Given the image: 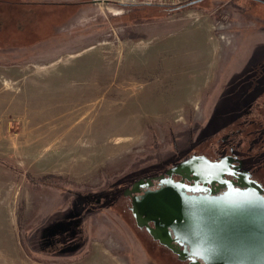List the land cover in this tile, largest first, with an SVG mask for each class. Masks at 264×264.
<instances>
[{"label":"rangeland","instance_id":"obj_1","mask_svg":"<svg viewBox=\"0 0 264 264\" xmlns=\"http://www.w3.org/2000/svg\"><path fill=\"white\" fill-rule=\"evenodd\" d=\"M38 1L61 3L0 16V264H189L126 194L193 155L238 159L264 188L260 1L171 16L144 0ZM28 6L40 21H15Z\"/></svg>","mask_w":264,"mask_h":264},{"label":"water","instance_id":"obj_2","mask_svg":"<svg viewBox=\"0 0 264 264\" xmlns=\"http://www.w3.org/2000/svg\"><path fill=\"white\" fill-rule=\"evenodd\" d=\"M218 166L204 157L181 163L170 174H193L196 186L162 179L164 186L134 198L133 215L140 227H146L155 240L171 248L181 261L264 264L263 189L244 178L241 180L246 188H235L233 182L219 177ZM205 175H214L212 181L228 187L227 191L217 196L203 194V185L210 183ZM151 185L139 182L133 192ZM172 243L183 250H174Z\"/></svg>","mask_w":264,"mask_h":264},{"label":"flooded vegetation","instance_id":"obj_3","mask_svg":"<svg viewBox=\"0 0 264 264\" xmlns=\"http://www.w3.org/2000/svg\"><path fill=\"white\" fill-rule=\"evenodd\" d=\"M25 4L26 5L31 4L33 6H38V7H41V5H48L49 7L52 6L51 4H43V3L41 4V3H38V2H35V1L34 2L32 1L31 2V1H25V0H22V1H15V0H12V1H1L0 0V16H2V19L6 20V19H9L7 17V13H10V12H8V11L16 12V15H18L19 13L22 14L23 12H21V11L24 10L23 8L25 7ZM7 8H8V10L5 13L4 11ZM27 8H29V6ZM32 8L33 7H31V9ZM31 9L30 10H27V12H28L27 15H28L29 19H33L34 20L35 18L38 17V15H36L37 12H34ZM30 11H33V13L30 12ZM13 17H15L17 19V16H13ZM29 19L26 18V17H24V16H21L18 20H15V21H22V20L23 21H29ZM28 23H31V21H29ZM203 157L205 159H208L212 163H217V165H219V166L217 168V172L216 173L217 174L219 173V177H221L222 179H224L226 181L233 182L235 188H241V189L242 188L243 189L246 188L245 183L241 180L242 178L247 179L248 182H251L252 181L253 184L254 183L259 184L258 182H256L252 178L251 174L245 168L243 162L240 161V160H238V159H234L231 156H224V157H222L220 159L212 160V159L208 158L205 155H193V156H191V157H189L187 159H184V160L180 161L179 163H177L174 167H172L169 170H167L162 176H155V177H151V178H147V179H144V180L139 181V182H142V181L143 182H151L152 185L150 187H148V188H141L139 190V192H133L134 187H136L137 183H139V182H137L134 185L133 189L130 190L129 193L126 194V196L130 199L131 204H133L134 198L141 197L142 195L145 194L146 191H148V190H152V191L153 190H157L160 187L164 186L161 183V180L162 179H170L171 178L175 182H181V183H184V184H186L188 186H193V187L196 186L195 184H196L197 181L195 180V176L193 174H190V173H188V174L187 173H185V174H170V171H171V169H173L175 167H178L181 163L188 162L189 160H192V159H198V158L199 159L200 158L203 159ZM206 173H211V171L207 170ZM241 175H244V176H241ZM205 178H206L205 180H209L210 183H208L206 185H203V183H200L201 185H203L204 187H206V192H204L203 194H210V195H216L217 196V195H221L225 191H227L228 187L220 184L219 182H213L212 181L215 178L214 175H205ZM252 182H251V184H252ZM259 185H261V184H259ZM261 187L263 189V195H264V188H263L262 185H261ZM189 194H193V193L192 192H189ZM130 211L133 214L132 207L130 208ZM150 226L153 227V224L150 223ZM144 228L147 230L146 227H144ZM150 236L152 237L151 234H150ZM172 244H173V246L175 248L174 250H176V249L177 250H180V251L183 250V247H179L175 243H172ZM165 247L168 248L169 250H171V252L173 254H176L171 248H169L167 246H165ZM188 262L190 264V261L189 260H188Z\"/></svg>","mask_w":264,"mask_h":264},{"label":"crops","instance_id":"obj_4","mask_svg":"<svg viewBox=\"0 0 264 264\" xmlns=\"http://www.w3.org/2000/svg\"><path fill=\"white\" fill-rule=\"evenodd\" d=\"M1 1H12V0H1ZM15 1H22V0H15ZM25 1H35V2H38V3H43V4H51L53 7H55L57 4L61 3V2H56V1H51V2H46V1H38V0H25ZM112 1V0H111ZM114 1V0H113ZM201 1V0H200ZM199 1V2H200ZM40 16L35 18L34 20L33 19H29V21H31V25L34 23V22H38L40 21ZM52 18V19H51ZM49 21H53V22H57V17H56V13L50 17V20ZM52 25V24H51ZM41 33H39L38 35L33 33L32 32V36H34V40L35 39H38L40 41V35ZM11 36H13V38L15 39L16 42H19L18 39L20 37H23V35H26V31H21V29L15 34H10ZM22 35V36H21ZM51 35V34H49ZM19 36V37H18ZM16 37V38H15ZM18 37V38H17ZM20 40V39H19ZM0 232H2V230H0ZM2 243V239L0 238V244ZM108 255V254H105V256ZM110 255V254H109ZM176 255V254H175ZM112 256V255H111ZM177 256V255H176ZM114 258H112L113 261H115L114 263L112 264H152V261L155 260L153 259L152 255L150 254H147V253H132V254H129V255H126V258H118L116 256H113ZM178 257V256H177ZM179 258V257H178ZM180 260V259H179ZM122 262H125V263H122Z\"/></svg>","mask_w":264,"mask_h":264},{"label":"trees","instance_id":"obj_5","mask_svg":"<svg viewBox=\"0 0 264 264\" xmlns=\"http://www.w3.org/2000/svg\"><path fill=\"white\" fill-rule=\"evenodd\" d=\"M199 2L200 0H196V2ZM251 1H260V3H261V7H262V9L264 10V1H261V0H251ZM196 2H194V1H190V2H187V3H184V4H180V5H174V6H168V8H169V15L171 16V15H175V14H178V13H180V12H182V11H184V10H186V9H188V8H191V7H193V5L196 3ZM31 27V26H30ZM21 30H23V28L21 27L20 28ZM26 29V28H25ZM20 39V38H19ZM18 39V40H19ZM50 179H51V177H50ZM50 179H49V177H42L41 178V181L42 182H45V181H50ZM125 195V194H124Z\"/></svg>","mask_w":264,"mask_h":264},{"label":"built area","instance_id":"obj_6","mask_svg":"<svg viewBox=\"0 0 264 264\" xmlns=\"http://www.w3.org/2000/svg\"><path fill=\"white\" fill-rule=\"evenodd\" d=\"M127 1L128 2H134L135 0H127ZM190 1H192V0H184V1H180V2L178 1V3L172 4V5H167V0H144V2H142V3L145 4V5H152L155 2L158 5L174 6V5L184 4V3H187V2H190ZM122 3H124V2H122Z\"/></svg>","mask_w":264,"mask_h":264}]
</instances>
